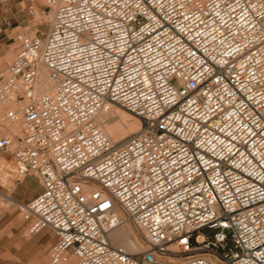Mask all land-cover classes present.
I'll use <instances>...</instances> for the list:
<instances>
[{
    "label": "built area",
    "instance_id": "built-area-1",
    "mask_svg": "<svg viewBox=\"0 0 264 264\" xmlns=\"http://www.w3.org/2000/svg\"><path fill=\"white\" fill-rule=\"evenodd\" d=\"M43 4L46 31H15L0 72V111L22 123L0 150L16 181L38 178L9 196L28 236L52 230L48 264H264V0ZM110 105L141 123L121 142ZM126 223L141 249L111 239Z\"/></svg>",
    "mask_w": 264,
    "mask_h": 264
},
{
    "label": "rangeland",
    "instance_id": "rangeland-1",
    "mask_svg": "<svg viewBox=\"0 0 264 264\" xmlns=\"http://www.w3.org/2000/svg\"><path fill=\"white\" fill-rule=\"evenodd\" d=\"M50 15L51 12L44 6L42 0H0L1 73L5 72L16 52L15 31L29 28L31 33L43 34L48 27ZM2 20L8 22L9 26L2 25ZM6 121L0 111V137L14 136L15 139L20 137L21 120L17 119L18 133L11 132ZM1 156L6 159L5 169L8 173L0 180L1 194L26 202L39 190L38 178L34 175H26L22 180L16 181L12 173L13 164L10 156L0 150ZM11 203L0 204V264H48L49 240L52 233L44 228L33 236H25L30 221L25 219V214Z\"/></svg>",
    "mask_w": 264,
    "mask_h": 264
},
{
    "label": "bare ground",
    "instance_id": "bare-ground-1",
    "mask_svg": "<svg viewBox=\"0 0 264 264\" xmlns=\"http://www.w3.org/2000/svg\"><path fill=\"white\" fill-rule=\"evenodd\" d=\"M49 18L52 19V13ZM54 87L55 82L51 80L46 71L42 69L37 82V90L51 92ZM6 124L11 129V132L18 133L19 129L17 120L12 122L7 120ZM140 125L141 123L137 116L115 105H110L107 109V112H105V120L101 124V127L112 141L121 142L128 136L136 133L139 130ZM4 169L5 159L2 157L0 159V180H2V178L8 174L6 169ZM12 173L15 177L16 175L14 174L13 170ZM7 202H12L11 204L15 203L14 200L11 199L8 195L0 193V204L2 205ZM25 236H28V228L25 232ZM111 239L115 243L123 245L129 252L139 250L143 247L141 238L138 236L133 227L128 223L121 225L120 227L115 229L111 234Z\"/></svg>",
    "mask_w": 264,
    "mask_h": 264
},
{
    "label": "crops",
    "instance_id": "crops-1",
    "mask_svg": "<svg viewBox=\"0 0 264 264\" xmlns=\"http://www.w3.org/2000/svg\"><path fill=\"white\" fill-rule=\"evenodd\" d=\"M4 158L5 159V157L4 156H1L0 157V159L1 158ZM6 160V159H5ZM40 189V188H39ZM46 230H48L49 232H51L52 233V236H51V238H50V240H49V244L51 243V242H53L54 241V239H55V236H54V234H53V232H52V230L51 229H49V228H45ZM51 230V231H50Z\"/></svg>",
    "mask_w": 264,
    "mask_h": 264
}]
</instances>
